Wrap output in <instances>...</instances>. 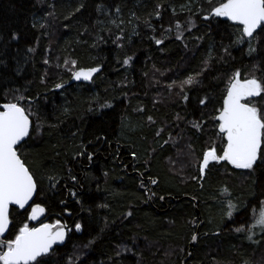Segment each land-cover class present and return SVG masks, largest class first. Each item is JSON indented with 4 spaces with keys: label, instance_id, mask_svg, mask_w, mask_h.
I'll list each match as a JSON object with an SVG mask.
<instances>
[{
    "label": "trees",
    "instance_id": "trees-1",
    "mask_svg": "<svg viewBox=\"0 0 264 264\" xmlns=\"http://www.w3.org/2000/svg\"><path fill=\"white\" fill-rule=\"evenodd\" d=\"M209 7V0H0V103L22 96L31 112V135L18 151L42 190L35 202L63 216L66 201L82 224L42 264H180L189 251L186 264H264V233L249 240L235 231L251 227V207L264 200V166L250 172L214 161L196 180L172 166L180 140L172 133L184 134L199 162L213 134L222 149L214 117L234 71L264 79V43L253 40L249 54L247 42L234 43L238 25L204 19ZM65 59L101 70L88 83H69ZM205 61L187 101L170 95L167 80L200 72ZM253 102L264 107L260 97ZM66 183L79 190L81 206L67 200ZM229 201L237 206L231 218ZM12 215L17 228L27 218L16 207Z\"/></svg>",
    "mask_w": 264,
    "mask_h": 264
},
{
    "label": "snow or ice",
    "instance_id": "snow-or-ice-1",
    "mask_svg": "<svg viewBox=\"0 0 264 264\" xmlns=\"http://www.w3.org/2000/svg\"><path fill=\"white\" fill-rule=\"evenodd\" d=\"M209 2L208 14L204 16V19L208 20L214 15L226 17L235 22L239 27V35L235 44L247 42L249 54H251L257 51V47L253 46V40H256L257 43H264L257 33L258 29L260 32H264V0H220L216 5H211V0ZM83 7L85 6L81 4L80 8ZM80 8H77L76 11H79ZM48 15L50 16L51 13ZM155 15L160 17V12L156 11ZM112 23L115 24L116 21ZM175 27L178 33L177 39H181L182 25L179 21L176 22ZM12 38L18 39L15 34ZM98 39L103 40V37H98ZM116 39L118 41L121 37L118 36ZM155 42L157 45L162 43L159 39ZM29 50L31 51V49ZM224 51L227 53L228 49L225 48ZM131 59V57H127L123 63L128 64ZM44 63L48 64L49 61L46 59ZM64 65L68 67L76 80L81 78L91 80L93 74L101 70L100 67L79 68L78 62L74 59H65ZM206 69L207 61H205V68L200 72L188 75L183 80L173 81L168 85V88L170 90L178 89L176 95L187 101L189 96L186 90L200 83V77ZM65 83L67 82L57 83L55 88L62 89ZM262 94H264V79L254 75L241 78L239 69L229 77L222 106L217 110L218 115L214 117L223 146L218 152L213 143L203 151L199 164L200 179L204 178L205 171L212 161L216 163L224 161L236 169H246L250 172L264 166V107H258L253 102V98L256 97L264 99ZM23 99L22 96L13 97L0 103V264H42L45 258L51 257L54 251L53 246L58 242L62 243L68 232L72 231L66 224L62 225L60 220L55 221L54 224L39 223L37 227H31L27 222L39 221L46 209L41 203L35 202L42 190L34 172L18 152V146L24 141V138L30 137L32 130L31 112L20 103ZM208 101L209 97L205 96L199 100V104L206 106ZM103 106L110 107V105ZM149 119L151 120V117ZM38 127L39 125H37V129ZM193 127L199 128V125L193 124ZM159 134L158 132L157 135ZM84 154L81 152L77 155ZM132 155L135 156V153ZM88 159H92L91 154H88ZM54 179V177L50 178V180ZM71 180L76 182L77 177L73 175ZM156 182L151 180L153 184ZM54 186L55 184L50 185V187ZM70 194L77 195L72 190H70ZM12 206L27 212L26 221L18 228L14 223ZM28 208L31 211H28ZM227 209V215L231 218L234 211H237V206L229 201ZM251 211L253 214L251 227L242 225L235 229L236 232H247L249 240L253 239V235H255L253 229L256 227H259L260 231L264 233V200H258L256 206L251 207ZM128 215H131V212ZM74 229L76 232H80L82 224L75 223ZM5 236L12 238L5 239ZM197 238V235L193 234L191 239L196 241Z\"/></svg>",
    "mask_w": 264,
    "mask_h": 264
},
{
    "label": "rangeland",
    "instance_id": "rangeland-1",
    "mask_svg": "<svg viewBox=\"0 0 264 264\" xmlns=\"http://www.w3.org/2000/svg\"><path fill=\"white\" fill-rule=\"evenodd\" d=\"M191 19L192 18H190V21H191ZM161 75H162V73H161ZM180 80H183V79H180ZM180 80H177V79H174V78H170L169 80H167L164 83V85L167 87L173 81H180ZM168 90H169L168 92L170 93V95L172 94L175 97H179L178 99L181 100V97L176 95V92L178 91V89L173 88L171 90L170 89H168ZM164 92L165 91H159L158 96H161ZM171 133L172 132H169L167 134L165 133L166 137L167 136H171ZM172 137H174V138L178 137L180 139L177 142L176 147H175V151L177 153V156H176V158H173L174 163H173L172 166L174 167V170H176L177 172L183 173L184 176H188L189 173H190L189 180L190 179H192V180L198 179V177L201 175L200 171L196 175H193L192 176V169L193 168L197 169V167L199 169L200 162L198 161V155H196L194 153L191 154V153H188L187 152V149L188 148L190 149L192 147H191L190 143H188L187 141H185V137H184V134L183 133L182 134H178V133L174 134V133H172ZM216 138H217V135H215V134H213L212 137H208L209 140L207 142V145H210V144H213V143L215 144ZM213 162L214 161H212L211 163H213ZM253 232L255 233V235H253V239L255 237H257L261 233L259 227L254 228L253 229Z\"/></svg>",
    "mask_w": 264,
    "mask_h": 264
},
{
    "label": "flooded vegetation",
    "instance_id": "flooded-vegetation-1",
    "mask_svg": "<svg viewBox=\"0 0 264 264\" xmlns=\"http://www.w3.org/2000/svg\"><path fill=\"white\" fill-rule=\"evenodd\" d=\"M89 162L91 163V160H89ZM64 188L66 189V198H67V200L74 199L76 201V203L78 204V206H81L80 199L77 198V195L76 196L70 195V190L75 191L77 194H80L79 190L75 189L73 185L71 187L69 184L64 185ZM36 203H38V202H36ZM42 205L45 207L46 212L44 214L43 221L41 223H47V222L55 223V221L60 220L64 224H66L68 226V228L73 229L75 231L74 224L79 222V221H77L78 218L74 219L75 216H72L74 211L69 208L70 203H68L66 201L64 202L65 208H64L63 216L61 214L48 215V208L44 204H42ZM13 208H15V207H13ZM28 211H31V209L28 208ZM29 225L32 227L34 225V223L32 221H29ZM69 233L70 232H68V235H69Z\"/></svg>",
    "mask_w": 264,
    "mask_h": 264
},
{
    "label": "water",
    "instance_id": "water-1",
    "mask_svg": "<svg viewBox=\"0 0 264 264\" xmlns=\"http://www.w3.org/2000/svg\"><path fill=\"white\" fill-rule=\"evenodd\" d=\"M213 16H214V15H213ZM219 18H221V19H223V20H226V21H229L230 23H235V22L229 20V19L226 18V17H219ZM84 69H88V68H84ZM95 74H96V73H94L93 76H94ZM92 78H93V77H92ZM91 80H92V79H91ZM91 80H84L83 78H81L80 80H76V79H74L73 76H72V77H71V80H70L69 83H88V82H90ZM30 119H31V121H32L31 116H30ZM32 127H33V121H32ZM27 138H28V137L24 138V141H26ZM24 141H22V142L20 143V145H21L22 143H24ZM20 145H19V146H20ZM19 146H18V147H19ZM18 152H19V151H18ZM21 158H22V157H21ZM22 159H23V158H22ZM221 162H224V161H221ZM206 171H207V169H206ZM206 171H205L204 177H205V175H206ZM151 187H152V184H151ZM151 193H152V191H151ZM35 200H36V199H35ZM30 203H31V202H30ZM195 206H196L197 213H200V210H199V208L197 207V206H198V205H197V202H195ZM13 207H16V206H12V207H11V210H12ZM26 207H27V206H26ZM44 214H45V213H44ZM44 214H43V216L40 217V220H39V221H32V222L34 223V225H33L32 227H37V226H39V223H41V222L43 221ZM47 223H49V224H54V223H52V222H47ZM61 224L64 225V223H63L62 221H61ZM195 234L197 235V237L199 236V228H198V230L196 231ZM4 238L7 239L6 236H5ZM67 238H68V234H67L65 240H64L62 243H61V242H58L57 245H54V246H53L54 250H55V248H56L57 246L64 245V244L66 243V241H67ZM197 240H198V238H197ZM197 240H196V241H192V245H195V244L197 243ZM188 254H189V255H188L186 258H184L183 261H182L180 264H186V261H187V259L190 257L191 252L189 251Z\"/></svg>",
    "mask_w": 264,
    "mask_h": 264
}]
</instances>
